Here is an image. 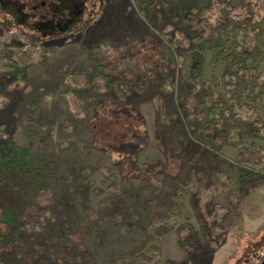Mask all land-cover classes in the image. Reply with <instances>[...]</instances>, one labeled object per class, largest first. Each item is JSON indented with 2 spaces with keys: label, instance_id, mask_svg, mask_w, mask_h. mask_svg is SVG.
<instances>
[{
  "label": "rangeland",
  "instance_id": "374dc122",
  "mask_svg": "<svg viewBox=\"0 0 264 264\" xmlns=\"http://www.w3.org/2000/svg\"><path fill=\"white\" fill-rule=\"evenodd\" d=\"M98 10L65 36L45 38L41 49L40 35L0 8V139L56 165L51 190L21 209L14 243H0V264H233L264 234V103L239 98L243 85L231 92L236 74L225 63L211 65L210 46L227 25L263 30L264 0H102ZM25 33L36 47L21 73L8 60L23 58L17 43L29 42ZM251 53L264 83V56ZM196 54L202 81L191 70ZM117 77L115 92L107 86ZM191 77L201 82L198 102L221 95L217 110L233 117L235 129L220 112L210 119L212 108L187 103L199 89ZM223 95L240 99L237 106H225ZM230 131L241 144L226 139ZM236 167L248 174L245 188ZM82 169L91 179L71 183L69 171ZM9 190L0 187V201H30ZM179 190L182 219L164 226L158 221ZM107 213L122 222H100ZM197 231L202 243L192 248L187 240ZM155 233L159 257L149 252Z\"/></svg>",
  "mask_w": 264,
  "mask_h": 264
},
{
  "label": "trees",
  "instance_id": "16d2710c",
  "mask_svg": "<svg viewBox=\"0 0 264 264\" xmlns=\"http://www.w3.org/2000/svg\"><path fill=\"white\" fill-rule=\"evenodd\" d=\"M141 5H145L149 0H136ZM184 10L188 11L187 8ZM20 34V33H17ZM23 34V33H22ZM27 34V33H25ZM30 38L32 37V34L29 35ZM25 36V35H24ZM41 39L43 41L45 38H47V35H40ZM63 37V36H59ZM51 36H49V39ZM52 39V38H51ZM31 40V41H30ZM203 41H205L202 38ZM34 41L32 38L29 39V42L26 43L18 42L17 49L24 51L23 58L21 60L18 59H9L8 65L13 66L14 64H17L18 70L23 73L25 68L32 64V57L34 56L33 52H28V50H32L34 46H29L30 43ZM41 42V49H45L43 46L47 43ZM170 47V46H169ZM211 51H212V61L211 65H218L220 63H225L227 66L230 67V71H232L233 74H236L234 77V84L233 87L230 89L231 92L234 91V89L237 91V88L241 85L242 89L239 91L240 95L239 98L244 97L252 99H255L259 101L261 104L264 103V83H260L257 79L258 77V67L261 66V61L259 59H256L253 55L252 50L259 51L264 56V29L258 30V29H250L244 25L237 26V25H227L226 27H222L219 29L218 35L216 40L211 43ZM168 48V47H167ZM171 48V47H170ZM171 50V49H168ZM20 51V52H21ZM19 53V52H18ZM169 58L171 61H174L173 58V52H168ZM192 72L196 74V77H198L199 80L202 81V78L204 77V64L203 59L201 58L200 54L195 55L194 63L191 68ZM121 75V74H120ZM195 77V76H194ZM248 79V82H253L252 86H250L252 89H250L249 86L246 85V80ZM117 81H111L108 82L107 88L117 92L115 90V84L116 82H121V77H117ZM192 80V77L191 79ZM214 82H218L215 80ZM107 83V82H106ZM115 83V84H114ZM193 84V87L195 89L199 88L197 93L195 92L194 95L191 96V98L187 101V103H190L194 108H200V110H205L207 107L209 109L212 108V111L209 110L208 117L211 119L213 113L220 112L221 120H227L230 123V126H232L231 129H235L233 127V124L235 120H233V117L226 118V114L223 110L219 111L218 103L219 97L221 96H214V94L211 93V95H208L209 97H205L203 102H198L197 100V94L202 89L201 87H198L201 82L197 80V82L191 81ZM258 83V84H255ZM260 83V84H259ZM218 84V83H217ZM117 87V86H116ZM175 87V86H174ZM114 88V89H113ZM204 88V87H203ZM234 88V89H233ZM117 89V88H116ZM127 94L123 93L121 97H125ZM216 97V99H215ZM238 99V98H237ZM237 99H228V97L223 95V104L225 106L234 105L237 106ZM240 100V99H238ZM211 111V112H210ZM190 115V114H188ZM187 115V116H188ZM178 115H165L163 118L166 120L177 118ZM257 116V114L254 115V117ZM190 117H192L190 115ZM179 118V117H178ZM188 118V117H187ZM193 119V118H192ZM191 121V120H190ZM192 122V121H191ZM219 130H223L224 128L221 125H218L217 127ZM231 131L228 135H226V139H232V143L236 146L241 144L239 140L236 139V137H233V133L231 135ZM236 136V135H235ZM179 138L184 141V143L188 146H191L192 144V138L188 137L187 135H179ZM214 141L215 139H212L210 143V147H214ZM211 153V150L209 151ZM199 161L196 160V164H198ZM56 170V165L53 160H51L49 157L42 153H38L35 151H32L24 146H21L11 140H2L0 139V187H8L9 195L15 196L17 198L25 196L30 199L26 203V205L23 207H20L17 203H9V201L4 202L0 201V226H5L7 230L0 231V243L4 245H9L14 243L15 239L13 235V229L18 228V226L21 225V209H31L33 207H36L35 199L36 196H38L40 193H47L51 190V183L52 179L54 177ZM261 171L259 174L262 176V180H264V167L260 169ZM73 172V171H72ZM237 177L235 178L236 181H239V184H241L245 188L248 181V174H246L245 169H241V167H236L235 170ZM73 174V173H72ZM69 171L68 173V179L71 183L76 184L77 180L80 178L90 180L92 177V171L89 169H82L81 171L75 173L72 175ZM258 184V183H257ZM83 186L78 184L77 186V195L82 198L84 191ZM80 198V199H81ZM184 195L182 194V191H178L175 195V200L172 206V209H167L162 215L161 220L158 222L162 223L164 226H170L174 227L176 225V222L182 219L181 213L185 210V203L183 202ZM107 203V202H106ZM89 206V204L87 203ZM157 207V205H156ZM155 207V208H156ZM158 210V208H157ZM116 221L118 223H121L123 218L120 215L117 214H110L107 213L104 215L100 222H109V221ZM21 228V227H20ZM155 232V231H153ZM190 232H192L190 230ZM182 233V232H181ZM189 239L187 242L192 244V248L195 246H200L202 243V238L200 237V231H197L195 236L188 237ZM155 241L153 242L152 246L149 248V252L151 251L153 256L159 257V247H160V239L154 234ZM203 241L205 242L204 238ZM184 242L180 239L179 245L183 247ZM6 264V259L4 260Z\"/></svg>",
  "mask_w": 264,
  "mask_h": 264
},
{
  "label": "flooded vegetation",
  "instance_id": "af4514ba",
  "mask_svg": "<svg viewBox=\"0 0 264 264\" xmlns=\"http://www.w3.org/2000/svg\"><path fill=\"white\" fill-rule=\"evenodd\" d=\"M101 1L0 0V8L3 13H18L13 17L19 18L22 28L30 33L54 38L65 36L84 23L86 16L98 13ZM233 264H264V234L257 241L247 243Z\"/></svg>",
  "mask_w": 264,
  "mask_h": 264
}]
</instances>
